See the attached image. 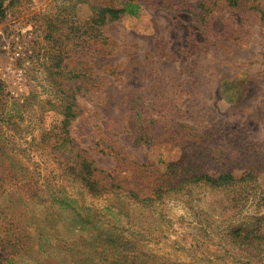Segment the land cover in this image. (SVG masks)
<instances>
[{"label":"rangeland","instance_id":"rangeland-1","mask_svg":"<svg viewBox=\"0 0 264 264\" xmlns=\"http://www.w3.org/2000/svg\"><path fill=\"white\" fill-rule=\"evenodd\" d=\"M124 1L0 0V264H69L65 244L109 225L127 228L118 212L137 224L139 241L126 246L136 259L141 251L153 264H264L230 237L264 216V37L249 8L256 2L236 9L225 0H135V16L92 39V8ZM169 124L191 135L204 171L261 170L240 211L229 196L203 190L189 204L122 207V195L93 196L75 180L79 152L117 184H134L142 165L161 171L185 150L162 131ZM141 128L153 141L137 140ZM55 190L75 203L51 204ZM37 231L48 235L40 247Z\"/></svg>","mask_w":264,"mask_h":264},{"label":"trees","instance_id":"trees-1","mask_svg":"<svg viewBox=\"0 0 264 264\" xmlns=\"http://www.w3.org/2000/svg\"><path fill=\"white\" fill-rule=\"evenodd\" d=\"M227 6L232 8H239L247 0H225ZM256 4H252L249 8L255 15H257L261 27L263 29L264 37V8L257 2L252 0ZM140 5L135 0H125L121 8H92V17L86 23L92 39L97 40L100 28L106 26L110 22L117 21L124 14L129 16H135L139 11ZM2 17V5L0 3V19ZM69 97V96H68ZM69 108H66L65 115L68 117ZM136 123H141V114L136 112ZM72 117V115L70 116ZM69 120V118H65ZM171 120L168 122L170 123ZM159 123L160 121H156ZM166 122V123H168ZM161 124V123H160ZM170 125V124H169ZM177 126L178 124L175 123ZM174 125H170L167 129L165 126V134L170 133L175 137L181 139L180 147L184 148V153L180 155V158L173 162H168L164 168L159 171H153L154 174L150 175V171L145 170V166L142 165L139 171L134 173V184L132 182H114L110 174L103 173L92 166V162L88 161L85 157L80 155V152L76 154L77 162H75V168H71L74 174L75 180L81 182L83 188L87 190L93 196H100L106 194H120L123 196V203L127 201L133 205L141 206L143 208H151L155 204L166 203L167 201H182L185 200L186 204L192 201L193 194L196 191H209L211 193H218L228 198L233 207H241L249 197L255 195V189L258 187V177L261 176V170L248 169L245 174L241 176H235L232 172L226 170H217L212 175L203 170L200 165L199 159L203 158L202 154H199L196 150H191V147H195L196 142L190 145L191 136L181 132H175L172 128ZM162 127V125H161ZM138 134L137 140L141 137L147 139L146 141H153V131L143 130ZM150 133V136H149ZM164 135V134H163ZM170 135L166 136L168 139ZM194 136V135H193ZM149 137V138H147ZM162 137V136H156ZM196 137V136H194ZM165 139V138H162ZM201 143V142H200ZM152 172V171H151ZM147 174V175H144ZM153 178L143 181V178ZM138 178L139 183H136ZM260 195L264 201V188L260 189ZM51 199L52 203H58L59 197L62 198L60 205L64 206L65 202L69 205L75 203L74 200L65 194H55L47 196ZM127 205V204H126ZM116 209L119 207L113 206ZM112 208L109 205V209ZM230 208H227L228 211ZM49 215L59 218L58 214L52 210V206L49 209ZM127 220V228L109 225L107 229L101 233L91 235L89 237H80L73 240L62 248L67 252L69 256V264H153L151 260V254L143 253L139 251V258L129 254L126 246H129L131 242L135 243L139 240L136 238L139 233H136L137 224L134 222L128 214L124 212H118ZM255 220V224L248 228H235L230 231V237L234 242L242 247L243 251L247 253V259L258 260L264 257V216H258ZM88 224V223H87ZM89 226V225H87ZM37 245L40 247L42 240H47L48 235L35 232ZM135 236V237H134ZM129 238L131 240H129Z\"/></svg>","mask_w":264,"mask_h":264},{"label":"crops","instance_id":"crops-1","mask_svg":"<svg viewBox=\"0 0 264 264\" xmlns=\"http://www.w3.org/2000/svg\"><path fill=\"white\" fill-rule=\"evenodd\" d=\"M92 233V229L91 228H87L86 230H84V232H82L79 236L83 235V234H90Z\"/></svg>","mask_w":264,"mask_h":264}]
</instances>
